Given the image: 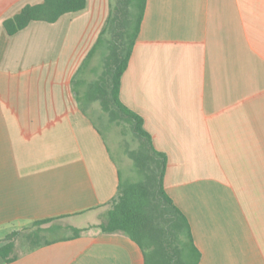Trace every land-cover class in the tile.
<instances>
[{
  "label": "crops",
  "instance_id": "0c3cea01",
  "mask_svg": "<svg viewBox=\"0 0 264 264\" xmlns=\"http://www.w3.org/2000/svg\"><path fill=\"white\" fill-rule=\"evenodd\" d=\"M42 2L0 0V247L35 221L60 233L15 240L0 264H145L101 230L120 170L72 88L110 0L7 34L6 19ZM120 99L167 158L199 264H264V0H147Z\"/></svg>",
  "mask_w": 264,
  "mask_h": 264
},
{
  "label": "trees",
  "instance_id": "16d2710c",
  "mask_svg": "<svg viewBox=\"0 0 264 264\" xmlns=\"http://www.w3.org/2000/svg\"><path fill=\"white\" fill-rule=\"evenodd\" d=\"M146 3L147 0L110 1L105 26L72 79L75 98L99 133L103 136L94 117L106 116L108 125L120 131L124 154L133 162L136 174L134 179L125 180L119 168L118 195L100 227L104 233H122L133 240L143 251L145 264H199L201 253L190 222L165 190L167 158L153 147L143 118L120 99L122 76L140 33ZM86 7L87 0H43L40 4L25 6L14 17L6 19L3 26L9 36H14L32 22L56 23L64 15L81 12ZM98 53L102 54V65L92 69ZM88 72L95 75L93 80H89ZM90 111L99 115L93 116ZM53 220L32 224L37 227L28 235L33 248L41 245L42 226ZM73 232L78 236L82 230L73 229ZM18 235L17 231L8 235L7 244L0 247L4 262L14 260V238Z\"/></svg>",
  "mask_w": 264,
  "mask_h": 264
},
{
  "label": "rangeland",
  "instance_id": "374dc122",
  "mask_svg": "<svg viewBox=\"0 0 264 264\" xmlns=\"http://www.w3.org/2000/svg\"><path fill=\"white\" fill-rule=\"evenodd\" d=\"M104 26H105V24H104ZM103 27H102V29H103ZM102 29H101V31H102ZM101 65H102V54L98 53L97 56L95 57V60L93 61L91 67L93 69V67H100ZM87 76H89L88 77L89 80H93L95 78V75L93 73H91V72H88ZM72 88H73V85H72ZM82 104L85 107L88 106V105H86V102H84V101H82ZM93 106L96 109H100L98 103H94ZM90 113L93 116L99 115L95 111H90ZM106 119H107L106 116L102 117L100 119H99V117H94V120L97 122L98 127L100 128V130H101V132L103 134V138L106 140V142L108 144V147H109L110 152H111V154L113 156V159L117 162V164H118V166H119V168L121 170L123 179L132 180V179H134L136 177V174H135V172H133L134 171L133 170V168H134L133 162L124 154V151H123V148H122V145H121V141H122L123 138L120 135V131L118 129L116 130L115 128H112L110 125H108ZM55 223H57V222H55ZM36 229H37L36 226H31V227L27 228L26 230L21 232L20 235L15 237L14 241L15 240L18 241V243L20 245H23V244L24 245L25 244L26 245H28V244L30 245V244H32V243H30L28 235L30 233L34 232ZM59 233H60V231L59 232L55 231V232H51L50 234L42 233L41 235H42L43 238H51V236L57 235ZM65 233H67V231H64L63 234H65ZM29 245H28V247H29ZM30 247H32V245H30Z\"/></svg>",
  "mask_w": 264,
  "mask_h": 264
}]
</instances>
